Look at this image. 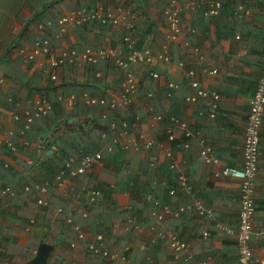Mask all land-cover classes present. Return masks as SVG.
Instances as JSON below:
<instances>
[{"label":"crops","instance_id":"0c3cea01","mask_svg":"<svg viewBox=\"0 0 264 264\" xmlns=\"http://www.w3.org/2000/svg\"><path fill=\"white\" fill-rule=\"evenodd\" d=\"M168 1L0 0V161L6 166L4 174L2 170L0 171V186L5 183L10 190H13L12 192L20 191L19 185H23V182H28V179H33L39 174L36 168L38 162L42 158L57 155L59 144L66 140L83 138L85 141L81 145L83 149L86 148V152H94V137H91L94 134L93 121L100 122L102 115L108 116L105 108H89L82 102L76 103L77 101L73 106L67 104L63 107L60 105V108L57 106L50 114V121L43 125L35 124L28 131L29 138L36 137V140H28L27 145L23 146L24 134L20 133V123L11 120L12 114H21L28 104L38 98L44 97L48 101L61 98L62 93L69 90L67 85L71 84L74 85V94L86 92L91 97L109 99L118 94L123 80V72L119 68L99 64L90 68L89 71L62 67L56 73V81L50 82L41 73L37 63L22 62L17 51L28 50L34 40L42 38L49 40L51 47L55 50L118 48L124 35L121 27L110 29L98 23H90L71 30L60 38H55L54 35L56 21L70 9L104 10L120 7L128 11L134 19L136 39L134 47L138 45L139 49L145 48L155 54L165 43L166 27L162 14ZM184 1L178 0L177 3L182 5ZM210 1L205 0V2ZM200 11L201 9L181 13L182 27L190 28L194 33H182L176 42L168 45L170 62L159 63L154 67V72L159 76L158 82H153L147 76L144 67H132V73L136 77L138 91L143 92V97L147 90L153 92L152 106L156 113H161L165 117L173 116L184 122L189 132L198 131L202 134L210 148L211 157L217 160V166L203 165L198 157V146L195 140L185 141L179 131L175 130L173 140L167 141L165 123H152L148 115L143 112L144 102L141 103L137 95L130 107L132 110L128 117L139 115L138 127L141 133L138 135L151 139L155 146L145 153L139 151L137 168L132 164L133 158L129 155L130 151L123 154L122 163L134 173H138L139 186L143 184L145 192L138 191L132 194L133 191L125 190L127 185L123 179L126 174L119 175L118 169L116 176L111 177V182L116 187V189L113 187L114 190L110 196L116 204L115 207L112 208L110 203L105 201L102 210L100 208L94 210V203H89L85 196L80 195L79 198L76 195L78 192L75 191L81 188L87 190L88 187H91L88 191H93L99 183L107 185L108 182L102 180L103 169L99 165L86 176L65 179L63 188L59 189L60 193L55 197V208L46 207L45 209L54 217L53 212L63 205L66 215L80 226L86 242L90 241L94 234H100L103 235L108 248L117 250L120 248H116L115 240L125 238L123 242L129 246L128 263L125 264H142L145 257L150 258L151 264H195L206 256L211 258V264H237L233 238L218 235L211 228L209 220L194 213L182 214L175 219L166 218L157 226L158 230L172 232L179 240L189 244L191 260L187 263L182 261L183 254H179V259H173L165 242H154L151 235L147 233L148 226L153 225L154 222L149 216L152 206L144 200L147 195L172 208L190 203L191 200H198L205 209L211 211L215 221L230 228H235L237 223L238 182L227 177L214 178L212 172L223 167L235 170L241 167L245 117L264 63V0L251 2L223 0L218 14L209 18H204ZM236 36L238 39H235ZM190 47H197L202 56L201 62H198L190 53ZM179 62L183 64V68L176 66ZM41 67L45 68V65ZM185 69H191L194 72V78L201 88L218 94V110L213 120L206 118L208 109L203 101L193 104L184 102V97L191 93L187 81L182 78V72ZM204 69H213L216 74L209 76L203 72ZM168 83L175 84L176 89L168 90L166 87ZM136 117L137 115L134 119L138 118ZM67 120L76 121V124H66ZM55 125L58 126L54 127ZM135 125L131 127L129 134H133ZM9 131L12 134L11 142L16 149L13 154L3 145ZM44 135H46L45 140L42 139ZM115 138L122 147L125 139L121 137V133ZM183 144H187V147H181ZM122 151H125L123 147ZM166 151L170 153V159L163 156ZM257 159L253 193L254 230L264 225V120L259 131ZM168 164H174V168L169 169ZM111 166L114 167V165ZM177 173H183L186 176L190 191L185 194L175 190L174 196H168V190L175 188ZM108 186L112 188L113 185ZM20 193L21 195L14 194L10 198L0 200V244L6 242L10 246L11 243L5 236L9 231L16 238L15 245L18 247L23 245L24 239L19 236L23 231L20 220L26 215L25 204L28 201L23 197L24 194ZM21 198L26 201L24 202ZM105 206L111 208L110 214L103 210ZM129 207H132L130 213H133V217L144 222L145 225L143 231L135 237L125 236L123 230L116 234L119 222L126 225L128 214L123 218L121 213H128ZM82 214L85 216L82 217ZM6 220H9L8 226L14 228H5ZM4 228L7 230L3 231ZM126 228L132 233L133 230L128 225ZM204 229L208 231L209 237L204 242H198V235ZM99 230L101 232H97ZM69 232L70 236L65 239L66 250H68L64 251L69 256L60 255L62 261L56 260L55 264H71L72 262L94 264V260L99 258L87 255L83 243H78L74 251L69 250V243L74 238L72 231L69 230ZM141 246L145 249L142 250ZM57 248L61 252V248L59 246ZM249 248L254 258L264 257V240H251ZM5 250L7 248L1 249L0 245V264H23L15 255L9 257Z\"/></svg>","mask_w":264,"mask_h":264},{"label":"built area","instance_id":"2783aa9c","mask_svg":"<svg viewBox=\"0 0 264 264\" xmlns=\"http://www.w3.org/2000/svg\"><path fill=\"white\" fill-rule=\"evenodd\" d=\"M178 0H169L164 10V21L167 25V32L165 34V43L161 46L160 50L153 54L150 50L141 48L136 49L135 45V28L132 15L120 8L116 9H86V8H73L64 13L56 21L55 38H60L64 34L71 30L84 27L90 23H98L99 25L106 26L110 29H123L124 35L121 40V45L118 48H97L95 50L84 49L82 52H76L74 49H61L60 51L52 50L47 41H35L28 50L19 49L18 54L24 59V61H34L41 68V73L46 76L50 82L56 81V73L64 66L71 68H89L99 64L110 65L119 68L123 72V80L120 83V90L118 94L109 99L102 97L94 98L88 96L85 93H81L79 97L75 98L73 95L63 99V103L73 106L77 100H80L85 107H97L104 106L109 110H128V108L134 102L138 95V88L136 83V77L132 73V67L141 66L144 67L147 76L153 81L158 82L159 76L154 71H151V67H155L159 63L168 64L171 60L168 45L176 42L177 38L182 33L192 34L194 31L190 28H183L180 24V14L184 12H195L201 9V15L204 18L216 16L221 7L223 0H211L205 2V0H185L182 5H178ZM250 2L253 0H249ZM240 9V8H238ZM235 39H238L236 36ZM190 53L195 56L198 62L202 61V56L199 53L197 47H190ZM45 65V68L41 66ZM178 68H183V64L179 62L176 65ZM209 76L216 74V71L203 70ZM182 78L187 81V86L191 90L189 95L184 97V102L187 104H193L199 101H203L207 106L206 118L213 120L218 110L219 96L214 91H207L201 88L194 78V72L191 69H185L182 72ZM168 90L176 89V85L168 83L166 85ZM145 102L142 105L143 112L148 115L150 121L154 124L161 123L166 117L161 113H156L153 108L154 95L151 91L144 93ZM61 100V98H57ZM49 109V103L47 100L37 99L22 111L21 116L28 124L33 119L45 115ZM264 115V63L261 69L260 76L256 82L253 96L249 101L248 111L245 118V124L243 129V141L241 148V167L238 170L230 169L227 167L216 169L212 172L214 178L227 177L238 182V198L239 207L237 211V223L235 228L214 221L212 229L218 235H223L233 238L236 246L237 264H264V257L261 259L254 258L249 248V242L253 239L264 240V225L259 229L254 230L252 219L254 214L253 193L255 189V179L257 174V155L259 144V129ZM104 117V115H102ZM12 121L18 120V115H11ZM137 120V119H136ZM166 120V119H165ZM113 125H111L112 129ZM28 127L24 126V131ZM165 134L167 141H172L174 138L175 130L179 131L181 137L186 141L194 139L198 146V157L202 164L205 166H217V160L210 155V148L205 143V140L200 132L191 133L188 130L187 125L181 120L170 116L165 123ZM21 133V132H20ZM121 137L125 139L122 147L123 150L132 149L133 151L147 152L150 148L155 146V143L151 139H145L142 136L135 134H129L125 130V124L121 125ZM12 134L9 131L7 133V139L3 142V145L10 152L14 151V147L11 144L10 138ZM99 138L103 139L104 134L101 133ZM112 142L118 144L117 146L122 149L120 142L113 137ZM23 146L27 145V142H22ZM186 148L187 144L181 145ZM103 148V147H102ZM93 152L91 155L78 154L73 155L67 160L65 167L68 168L73 165L77 158L78 168L77 173L84 174L90 171L93 166L101 163L100 152ZM107 152H111L112 149L109 145L105 146ZM77 156V157H76ZM163 156L170 159V153L164 152ZM169 169L174 168V164H168ZM63 170L56 174L53 180L55 186L63 185L64 179L61 177ZM47 182H42L40 185L34 184L32 186H25L23 191L28 195H34L36 197L35 204L37 207L46 208L47 202L45 194L47 192ZM175 190L188 194L190 187L187 184V178L183 173H177L175 180V188L168 190V196H174ZM82 191V190H81ZM12 196L10 188L4 187L0 189L1 198H10ZM99 196V191H90L87 201L94 203ZM145 201L152 206V211L149 212V216L153 218V225H149L147 233L151 235L152 241H163L166 247L170 251L173 259H179V254H183L182 261L187 263L191 260L189 253V244L179 240L175 234L169 231L158 230V225L165 221L166 218L175 219L182 214L194 213L197 216L210 218L211 211L205 209L202 203L198 200H191L190 203H186L175 208L170 207L168 204L160 203L158 200H152L147 195ZM60 213V209L56 208L53 212L57 217ZM85 215L82 214V217ZM65 224L72 229L73 240L69 243V250L74 251L78 243L85 245V253L92 258H101L103 261L110 263L125 264L128 263V251L129 246H123L120 249H110L104 242L103 235L94 234L90 241H85V235L82 232L79 225H77L73 219L64 217ZM126 225H128L134 234H139L143 231L145 225L144 222L136 219L135 217L128 216L126 218ZM32 220H29L27 225L23 227L24 232H28ZM209 233L207 230H202L197 238L198 242H204L208 239ZM145 249L143 246L140 247ZM149 257H145L142 264H151ZM71 264H76L72 262ZM195 264H211V258L204 257Z\"/></svg>","mask_w":264,"mask_h":264},{"label":"trees","instance_id":"16d2710c","mask_svg":"<svg viewBox=\"0 0 264 264\" xmlns=\"http://www.w3.org/2000/svg\"><path fill=\"white\" fill-rule=\"evenodd\" d=\"M137 49H139L138 45L136 46ZM77 52H80L81 50H78L76 48H74ZM34 62V61H32ZM154 71V69H152ZM67 88H69V90L67 92H63L61 95V100H57V98H54V99H46V98H38V99H43V100H47L48 103H49V109L47 110L46 114L45 115H40V117L38 118H35L33 119L30 123H26L24 118L21 116V114H16L18 115V120L17 121H13V122H18L20 123V128H21V134L24 136L23 139H25L24 141L27 142L28 140H32V141H35L36 140V137H32L31 139L29 138V136L27 135L28 131L33 128V126L35 124H45L46 122L50 121L51 118H50V114L52 111H54L57 106L60 108L61 106L63 107L64 103H63V99H66L68 98L69 95H73L75 98L76 97H79L81 93H85L87 94L86 92H81L78 94H74V85H67ZM70 91V92H69ZM148 91V90H147ZM69 92V93H68ZM139 92V91H138ZM67 93V94H65ZM88 95V94H87ZM89 96V95H88ZM96 98V97H94ZM98 98V97H97ZM104 99H106V97H102ZM137 98V96H136ZM140 99V97H138ZM143 102H145V98L143 97L142 99ZM80 102V100H77L76 103ZM54 104H56L55 106H53ZM75 104V103H74ZM61 105V106H60ZM131 107V106H130ZM128 108V110H121V109H118V110H109L107 107H104V106H97V108H105L106 112H108V116H106V114L104 115V117L102 118V120L99 121H96L94 120L93 123H94V134H92L91 137H94V153L95 152H99L102 148V151L100 152V156H101V161L103 162L106 161L110 158L111 154L116 151L115 153H119L118 151H122L121 148H119L116 144V143H113L112 142V138L113 137H116L117 134H120L121 132V125L122 124H125V129L127 132L131 131V127L134 125V124H139L140 122V119H139V115H137V119H134V116H129V113L128 112H131L132 108ZM95 108V107H94ZM127 113V114H125ZM170 117V115L168 116ZM168 117H166L161 123H166ZM136 120V122H135ZM51 123V122H50ZM103 124V125H102ZM27 126L28 129L26 131H24V126ZM111 125H113L112 129L110 128ZM99 131V132H98ZM103 133L104 134V138L101 139L99 138L100 134ZM114 133V134H113ZM26 134V135H25ZM88 136H90L89 134H86ZM89 138V137H88ZM10 141H11V138H10ZM84 141V139H78V138H73L71 139V141H64L63 143H60L59 144V149H58V154L57 155H52L51 157H45V158H42L41 161L38 162V164L36 165V168L39 170V174H37L35 177H33V179H28L29 181L28 182H23L22 184L23 185H19L20 187V191L17 190L16 192H12L13 190H10L11 191V194L12 195H21L20 192H22L24 194V198L25 196L28 195V193L24 192L23 191V188L25 186H32L34 184H38L40 185L42 182H47L48 184V187H47V191L48 189L53 186V180H54V177L56 176L57 173H59L60 171L63 170V174H62V178L65 180L67 178H70V179H76V178H79V177H82V176H86L93 168L99 166V165H96V166H93L89 172L87 173H84V174H79L77 173V168H78V163H77V158L75 160V162L73 163V165H70V167L66 168L65 167V164L67 163V160L72 157L74 154L75 155H78V154H84V155H91L90 152H86V148L83 149V146L82 145V142ZM88 141V140H87ZM85 142V141H84ZM89 143V142H88ZM12 144V142H11ZM106 145H109L112 149L111 152H107L105 146ZM13 146V144H12ZM86 149V150H85ZM9 151V150H8ZM16 149L14 148V151L13 152H10L11 154L15 153ZM73 152V154H72ZM93 153V152H92ZM77 157V156H76ZM6 166L4 164V162L0 161V171L2 170L3 174L6 172V170L4 169ZM138 173H132L130 171V173H127L126 176H124V179H123V182L127 185L125 186V190L129 191V192H132V194L134 192H138V191H141L142 193L145 192V186L143 184H141L139 186V181H138ZM4 187H7L5 185V183H3V185L0 186V189L4 188ZM96 189H94V191H99L100 194V197L98 199H100L98 202H99V205H102L103 207V202L105 201H108L110 203V206L112 208L115 207V202L113 201V199L110 197L111 196V193L112 191L114 190L113 187L116 189L115 185L112 186V188H110L108 185H104V184H96ZM9 188V187H8ZM82 190V191H81ZM81 194L83 196H89V192L88 190H91V187H88V189H83L81 188ZM47 193V192H46ZM46 195V194H45ZM86 197V199H87ZM151 197V196H150ZM24 198H21L24 202L27 200H24ZM152 198V197H151ZM145 199V197H144ZM152 200H155V198H152ZM27 203V202H26ZM35 205V208L33 209H30V206L27 208V214H28V219H24L23 220H20L21 222V225H23L22 227H24L25 225H27L28 221L29 220H32V225L31 227L35 226L37 231H39L42 227H44L45 224H43V221L42 219L44 218L42 215L44 213H41L38 211L37 208H40V207H37L36 204L34 203ZM32 207V206H31ZM60 209V213H58L57 217L54 216L52 217V220H55V221H59L63 228H67V230H72V229H69V227L65 224L64 222V217H67L69 218L66 213H65V208L63 207V205L57 207ZM40 209H45V208H40ZM132 207H129V211L128 213H121V215L125 218L127 217V214L128 216H131L133 217V213H130ZM104 211H107L106 213L108 214L109 213V210H111L110 207H107L105 206L103 208ZM31 213V215H30ZM33 213V214H32ZM110 214V213H109ZM254 215V214H253ZM59 219V220H58ZM71 219V218H70ZM207 219V218H205ZM207 220H209L211 222V228H212V224L213 222L215 221L212 216L210 218H208ZM48 226V225H46ZM30 227V228H31ZM30 230V229H29ZM36 231V232H37ZM8 232V233H7ZM6 232V237L9 239L10 241V246L14 247L16 250H18V246L15 245L16 243V238H14L11 234L9 235V231ZM97 232H101V230L97 231ZM61 234L63 235V233L61 232ZM61 234H59V237H57L58 239L56 240V243H54V246H59L60 245V240H64L63 236H61ZM59 243V244H58ZM57 244V245H56ZM25 248V253H21V252H17L16 254L23 259V264L27 261H29L30 259L33 258L34 254L33 252H31V250H29V246H23ZM56 260L57 261H60L61 260V256L60 255H57L55 256ZM99 260H101V258H99ZM62 261V260H61ZM103 261V260H102ZM47 264V263H46Z\"/></svg>","mask_w":264,"mask_h":264},{"label":"rangeland","instance_id":"374dc122","mask_svg":"<svg viewBox=\"0 0 264 264\" xmlns=\"http://www.w3.org/2000/svg\"><path fill=\"white\" fill-rule=\"evenodd\" d=\"M138 97H140L139 101H141V103H142L143 92L139 91L138 92ZM135 122H136V120H135ZM132 133L133 134L141 133V130L138 127V124L135 125L134 129L132 130ZM128 151H130L129 152L130 157L133 158L132 164H134V166H136V168H137V164H138L137 159L139 158V152L138 151L125 150V151H121V152L118 151L119 153H117V154L115 153L116 151H114L111 154L110 158L107 160V162L104 161V160H103V162L101 161L100 165H101V168L103 169V176H104V178L102 180L103 181H107L108 182L107 185H113L114 186V184H112V182H111V177H115L116 176V173H117L118 169H119V175L124 176V174L130 173V171L129 172H127V171L131 170V169L129 167H126L124 165V163H122V160L124 158L123 154L127 153ZM111 165H114V167H112ZM131 172L133 173V170H131ZM62 188H63L62 185H60L59 187L53 185V186H51L48 189V191H47V193L45 195V199H46V202H47V207H50L51 209L55 208V205H54V202L56 201L55 197L57 196L58 193H60L59 189H62ZM75 192H78V193H76V195H78L79 198H80V195L83 196L80 193L81 191L79 189L77 191H75ZM99 197H100V195H99ZM25 198L28 201L27 204H25L26 209L29 206H30V209L35 208L34 202H35L36 197L34 195H30V196L27 195V196H25ZM99 200L100 199L94 201V210H98L99 208L102 210V205H99V202H98ZM134 203H137V201H134ZM37 209L40 212V214L44 213L42 215L44 217L42 219L43 224H44V222H46L44 227H42L39 231H37L35 226L31 227L28 232H24V230H23L19 234V236H21V238L24 239L23 242H22L23 245L18 247L19 248L18 250H16L13 246L12 247L9 246L6 242H2L0 244L1 245V249H6L7 248V250H5V252L7 253V255L9 257L10 256L12 257V256L15 255L18 259H20L21 262H23V259L20 258L16 254L17 252L25 253V248L23 246H29V250H31V252L34 251L33 252V254H34L38 244H40V243L41 244H45V245L51 247V251H50V253H49L48 257H47L46 263L47 264H55V262H56L55 256H57V255H61L62 257H63V255H64V257L69 256V254L64 253V251L68 250V249L66 250L67 246H66L65 239L70 236V234H69L70 232H69V230H67V228H63L62 224L59 221L52 220V216H51L50 212H46L45 211L46 208L45 209L37 208ZM85 212H87V210ZM30 215H31V213H30ZM27 217H28V214L26 212V215H24L22 217V220H23V218L24 219L25 218L28 219ZM8 221L9 220L4 221V227L5 228H14V227L8 226V224H9ZM46 225H48V226H46ZM5 228L3 229V231L7 230ZM120 230H123L125 236L128 235V236H131V237H135V235H138V234H134L133 231H132V233H130L129 230L126 228V225L123 222L122 223L119 222L118 228H116V234ZM61 232L64 235V240L63 239L60 240V243L62 241L63 242H62V245H59V247L61 248V252H59L60 250L57 248V246L56 247L54 246V243H56V240L58 239L57 237H59V234H61ZM9 235H10V233H9ZM63 235L61 234V236H63ZM136 239H137V237H136ZM125 240L126 239L123 238V237L116 239L115 240V243H117L116 248H121L122 246H124L125 243L123 241H125ZM6 253H5V255H6ZM9 257H6V258L9 259ZM94 261H95L94 264H104V262L102 260H99V259H95Z\"/></svg>","mask_w":264,"mask_h":264},{"label":"water","instance_id":"95a60500","mask_svg":"<svg viewBox=\"0 0 264 264\" xmlns=\"http://www.w3.org/2000/svg\"><path fill=\"white\" fill-rule=\"evenodd\" d=\"M65 123L69 124V125L70 124L75 125L76 121L67 120ZM80 125H83V124H80ZM57 126L58 125H55L54 127H57ZM42 139L45 140L46 139V135H44ZM48 149H50V148H48ZM50 251H51V247L50 246H47L45 244H41L40 243V244L37 245V248L35 250L33 258L30 259L29 261L25 262L24 264H46L47 257L49 255Z\"/></svg>","mask_w":264,"mask_h":264},{"label":"clouds","instance_id":"9594fccd","mask_svg":"<svg viewBox=\"0 0 264 264\" xmlns=\"http://www.w3.org/2000/svg\"><path fill=\"white\" fill-rule=\"evenodd\" d=\"M167 6V5H166ZM166 8V7H165ZM165 10V9H164ZM164 10H163V14H164ZM162 14V15H163ZM181 15V14H180ZM179 20H180V17H179ZM163 22H164V25H165V27H166V32H167V25H166V23H165V21H164V17H163ZM180 24H181V22H180ZM134 28H135V26H134ZM166 34V33H165ZM43 40H46L47 41V43H48V45H49V47L52 49V50H55L53 47H51V44H50V42H49V40H47V39H37V40H34L33 42H32V44L35 42V41H43ZM31 44V45H32ZM63 49H65V48H63ZM66 49H74V48H66ZM84 49H86V48H83L80 52H82ZM87 49H91V50H95L94 48L92 49V48H87ZM141 49V48H140ZM75 50V49H74ZM139 50V49H138ZM55 51H60V50H55ZM76 51V50H75ZM77 52V51H76ZM17 53H18V51H17ZM20 56V55H19ZM21 57V56H20ZM21 59H22V57H21ZM22 62H27V61H24V59H22ZM29 62V61H28ZM65 67V66H64ZM66 67H68V66H66ZM69 68H71V67H69ZM90 68H92V67H89V68H82V67H80V68H76V69H85V71H89V69ZM71 69H73V70H76V69H74V68H71ZM152 69H154V67H151V71H153ZM254 93V92H253ZM218 95V94H217ZM253 96V95H252ZM246 118V117H245ZM263 120H264V115H263ZM263 120H262V122H263ZM245 124V123H244ZM261 125H262V123H261ZM261 127V126H260ZM244 129V128H243ZM259 131H260V129H259ZM258 137H259V134H258ZM184 139V138H183ZM243 139V138H242ZM185 140V139H184ZM186 141V140H185ZM243 141V140H242ZM75 155V154H74ZM255 190V189H254ZM99 195H100V193H99ZM98 198H99V196L96 198V200H98ZM145 200V199H144ZM156 200V199H155ZM161 203V202H160ZM149 204V203H148ZM164 204V203H163Z\"/></svg>","mask_w":264,"mask_h":264}]
</instances>
